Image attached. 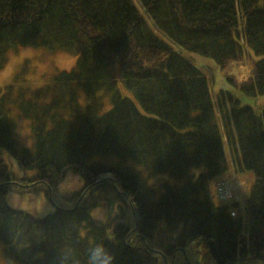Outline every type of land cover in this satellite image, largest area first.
I'll list each match as a JSON object with an SVG mask.
<instances>
[{
  "label": "trees",
  "instance_id": "16d2710c",
  "mask_svg": "<svg viewBox=\"0 0 264 264\" xmlns=\"http://www.w3.org/2000/svg\"><path fill=\"white\" fill-rule=\"evenodd\" d=\"M19 46L76 60L37 88L0 90L9 262L264 264V103L235 95H264V0H0V70ZM186 53L225 70L234 91L212 96ZM13 110L31 145L18 142ZM231 166L254 182L243 204L220 205L214 185ZM157 173L185 181L157 194ZM25 193L54 208L22 209Z\"/></svg>",
  "mask_w": 264,
  "mask_h": 264
},
{
  "label": "rangeland",
  "instance_id": "374dc122",
  "mask_svg": "<svg viewBox=\"0 0 264 264\" xmlns=\"http://www.w3.org/2000/svg\"><path fill=\"white\" fill-rule=\"evenodd\" d=\"M186 57L194 64L200 65L206 72L212 96H215L220 89L227 88L228 91H234V89L228 85L224 79L225 70L220 69L213 61L208 58L202 57L194 53H186ZM76 57L70 54H66L64 51L51 50L47 47H29L19 46L16 50L8 53V59L2 69L0 70V90H4L9 84H17L21 87L28 85L29 88H37L44 83L51 80L53 74L61 69H68L74 65ZM72 62L70 66L69 62ZM220 88V89H219ZM122 94L129 95L134 99L133 95L128 91L122 89ZM235 95L240 99L242 104H249L251 106L262 105L264 103V95H258L255 98L245 95L240 91H236ZM18 110H13L12 117L16 123L14 128L15 136L19 140V143L25 145H31L32 137L29 129V122L27 119L19 116ZM7 152L0 149V156H6ZM138 168V166L136 167ZM204 170L203 166L192 167L189 170V175L194 179L197 175ZM185 181L184 179H177L167 173H157L149 179V183L154 187L157 194L162 191L163 183L181 185ZM254 182L253 173L251 171H244L236 173L231 166L230 172L225 176L219 178L215 183L222 184L224 187L223 197L229 193L227 199L218 197V190L214 185L213 194L215 202L223 205L230 204L231 202H238L243 204L245 197L249 194V190ZM67 183L63 185V190H68ZM19 193L10 192L8 194V200L11 203H18ZM30 194L25 193L22 200L19 202V206L29 212H32L38 216H43L50 212L54 206L43 195L36 197L34 204L29 200ZM226 198V197H225ZM225 200V201H223ZM208 262V261H207ZM0 264H19L17 262H9L0 247ZM209 264V263H208ZM210 264H213L210 262Z\"/></svg>",
  "mask_w": 264,
  "mask_h": 264
},
{
  "label": "built area",
  "instance_id": "2783aa9c",
  "mask_svg": "<svg viewBox=\"0 0 264 264\" xmlns=\"http://www.w3.org/2000/svg\"><path fill=\"white\" fill-rule=\"evenodd\" d=\"M216 190H218V197L220 196L222 199L229 198V197H227L229 195V193H227V195L225 196L226 198L222 196L223 195V192H224V187H223L222 184L218 183L216 185Z\"/></svg>",
  "mask_w": 264,
  "mask_h": 264
},
{
  "label": "clouds",
  "instance_id": "9594fccd",
  "mask_svg": "<svg viewBox=\"0 0 264 264\" xmlns=\"http://www.w3.org/2000/svg\"><path fill=\"white\" fill-rule=\"evenodd\" d=\"M71 63H72V62L70 61V62H69V65H65V66H66V67H67V66H70V65H71Z\"/></svg>",
  "mask_w": 264,
  "mask_h": 264
}]
</instances>
